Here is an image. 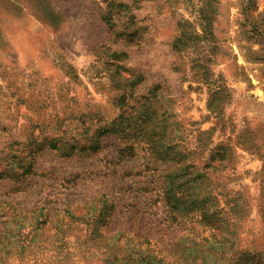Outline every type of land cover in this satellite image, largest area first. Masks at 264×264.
Listing matches in <instances>:
<instances>
[{
	"label": "rangeland",
	"instance_id": "1",
	"mask_svg": "<svg viewBox=\"0 0 264 264\" xmlns=\"http://www.w3.org/2000/svg\"><path fill=\"white\" fill-rule=\"evenodd\" d=\"M126 1L121 11L112 4L108 22L105 0H0V170L9 169L0 177V264H120L113 255L129 251L156 254L145 264H214L187 257L200 246L192 237L210 227L199 215L172 220L163 202L173 165L142 146L118 157L138 139L118 123L144 110L177 140L189 131L190 148L209 131L193 165L183 162L202 171L191 186L211 189L220 236L231 239L221 251L244 249L264 264V0ZM126 25L137 29L132 40L120 34ZM105 128L100 149L70 148ZM105 192L112 215L78 217ZM16 202L47 207L41 222Z\"/></svg>",
	"mask_w": 264,
	"mask_h": 264
},
{
	"label": "trees",
	"instance_id": "2",
	"mask_svg": "<svg viewBox=\"0 0 264 264\" xmlns=\"http://www.w3.org/2000/svg\"><path fill=\"white\" fill-rule=\"evenodd\" d=\"M105 1H108L107 6H106L107 12L105 14L106 21L108 22H111V20H113V15L111 11L112 9L116 7V8H119L118 10L121 11L122 9H125L126 7L128 8L130 6V3L126 0H120L119 2H115L114 0L113 2L112 0L111 2L110 0H105ZM112 4H113V7H114V4H116V6L113 8ZM128 28L129 26L126 25L125 30L127 31L123 30V32H121L120 34L123 37L129 40H132L136 36L137 29L129 30ZM126 53L127 52L125 51H119V52L116 51L115 56H117V58L123 59L125 58ZM219 90H222V89H219ZM219 90H217V94L219 93L218 92ZM123 96L124 95H122V98ZM154 113L155 111L144 110L142 113H137L136 115L134 114L128 115L126 117L125 124H123V122L118 123L119 124L117 126L118 133L125 132V134H127L129 133L130 129H133L134 132L137 133L136 136H138V139L136 138L137 140H135V142H132V143L127 142L123 147H121L118 157L120 159H125L127 157L130 158L131 156L135 155V148L137 146H142V147H145L150 152V154L154 157L156 161L161 160L163 163L167 162L168 164L173 165L172 169L163 175V185L161 186V188H163L162 189L163 202L168 209L169 216L171 217L172 220H178L179 218H188V217H193L195 215H199L200 216L199 221L205 226L210 227L209 233L203 234L204 230H202L196 233L197 234L196 236L198 237L196 236L192 237L197 244H200L198 248H195L194 250L193 249L190 250V253L187 254V257H189L188 255L190 254L192 255V261H195L196 259H201V261L205 263L206 261L209 260V261L214 262V264H220L221 260H230L231 257H234L238 253L239 256L237 258V262L239 264L241 263V261L244 259L245 256L250 259L251 263L257 264V262H254L252 260L255 257L254 255L247 256L249 254L242 253L244 249L234 250L232 248V251L233 252L235 251V253L232 252V254H231V250L229 251L226 248H224L221 251V249L224 247L226 242L231 239L228 238L226 235L220 236L222 234L221 228L219 224L216 222V219H218V217L220 216L218 214L220 213V210L218 208L212 210L211 206H213L214 204L208 205L209 197H211L212 195L211 189L200 187L199 185L195 187L191 186L194 182L200 179V175L202 171L200 169L191 170L189 169L191 165L190 166L189 164L185 165L183 162L188 159H191L192 165H193V163L195 162L194 156L197 153H203L202 144L200 141L202 137H204L205 135L207 136L209 131L198 130L197 139H195V142H193V148H190L189 144L192 143L191 141L192 139L188 138L189 131H187L188 132L187 135H185L183 138L180 137V140H177L175 136H171V133L173 131L172 129H168V127L164 125L163 123L160 124L157 121L153 120ZM123 115L124 113H121L120 117H123ZM150 119L153 122L151 124L152 126L148 128L146 127L145 122L150 121ZM192 123L194 124L197 122L193 121ZM108 130L109 129L107 128L98 130V133H96L95 136H93V139L90 138L91 141L89 142V145L79 142L78 144H72L70 148L76 147L77 152H83L81 154H89L88 152L96 151L102 147L101 140H100L101 135L106 133ZM182 133H185L184 129ZM181 141H183L182 144H181ZM135 143H137V145ZM52 145H54L53 142H52ZM213 149L211 147L209 148V151H211L212 153ZM217 154L219 155L221 159L226 158L225 149H222L221 152H217ZM16 167L18 169L22 168L24 172L32 169V165L30 163L28 165L18 163L16 164ZM192 167L196 168L195 164ZM7 170L9 169L6 168L5 170H0V177L8 173L6 172ZM12 171H14L13 176L16 174L17 175L16 177H19V176L22 177L23 172H20L18 174L16 173L17 170H12ZM20 178L18 179L20 180ZM174 182H179V183H174ZM223 192L225 191L222 190L221 192L215 193V196H214L215 201L218 197L217 195ZM88 202L89 203L91 202V207L88 208L86 214H82L81 216L79 215L78 217H85V216L88 217L87 215H90L88 217L89 219L91 218L90 213H92L93 218H97L98 220H101L104 218V216L112 215L114 210L116 209V203L114 202V199H112V197L109 195L108 192L101 193L97 196L92 197L91 200L86 202V204H88ZM99 202L101 203V205H99L100 204ZM8 204H11V202H8ZM217 204L218 202L216 201V205ZM13 205L19 207L22 211H24L25 214H27L26 216L37 214L36 216L38 218V222H41V218H39V216H44L45 215L44 210L47 208L45 206H33V207L24 206L22 207L20 206L22 205L20 202H16ZM98 206L100 207L97 208ZM107 209H108V214L106 213ZM66 212L71 214L73 217H76L74 216L75 214L74 212L72 213V210L70 208H67ZM50 213L51 211L49 210L46 214L48 219L50 218ZM47 218H46V221H47ZM225 222H227V226L229 228L230 222L226 215H225ZM121 232L123 231L121 230L118 231V234H121ZM22 236L24 238L25 235H22ZM182 237L183 235H181L179 239ZM132 238L134 237L131 235L127 236V240H131ZM77 239L79 238L74 237L73 241L76 243ZM60 240L63 241V245H64V242H66L65 244L67 245L69 244V241L66 240V237H61ZM81 244H82V241H81ZM176 245H178V240L176 241L174 247ZM188 248L190 249V247ZM175 249L176 248H173V256L174 254L176 255ZM155 257H157L156 254L149 255L145 253L137 256L135 255L134 251L127 252L121 258H118L113 255L115 262L118 261L120 264H133V262H135V264H145L149 262L150 259L155 258ZM107 259L109 263L113 262L109 258V256ZM255 260L260 262L261 258L260 257L255 258ZM229 263L230 262H228V264Z\"/></svg>",
	"mask_w": 264,
	"mask_h": 264
}]
</instances>
